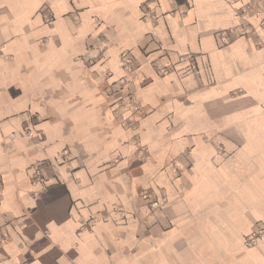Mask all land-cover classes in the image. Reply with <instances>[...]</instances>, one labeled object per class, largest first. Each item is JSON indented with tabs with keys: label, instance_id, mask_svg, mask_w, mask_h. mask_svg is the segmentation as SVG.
I'll return each mask as SVG.
<instances>
[{
	"label": "crops",
	"instance_id": "1",
	"mask_svg": "<svg viewBox=\"0 0 264 264\" xmlns=\"http://www.w3.org/2000/svg\"><path fill=\"white\" fill-rule=\"evenodd\" d=\"M263 20L264 0H0V264H264ZM125 51L136 130L106 98Z\"/></svg>",
	"mask_w": 264,
	"mask_h": 264
},
{
	"label": "built area",
	"instance_id": "2",
	"mask_svg": "<svg viewBox=\"0 0 264 264\" xmlns=\"http://www.w3.org/2000/svg\"><path fill=\"white\" fill-rule=\"evenodd\" d=\"M248 10H251L250 7ZM233 31L236 34H243V32L238 33L235 30ZM189 61L190 70L196 73L195 57H190ZM120 70L122 75L110 84L106 91V98L108 99L109 107L114 109L122 127L128 130H136L143 118L144 111L137 91L133 89L136 83V65L131 55L126 51L120 55ZM171 71L170 67H164L161 73L166 75L171 73ZM106 77L111 79L113 75L107 73ZM143 151L142 149V153ZM32 180L34 183H40L44 180V175L40 170H35ZM150 205L153 209H156L161 206V203L159 201H152ZM261 241H264V228H259L246 237L245 246L253 248Z\"/></svg>",
	"mask_w": 264,
	"mask_h": 264
}]
</instances>
